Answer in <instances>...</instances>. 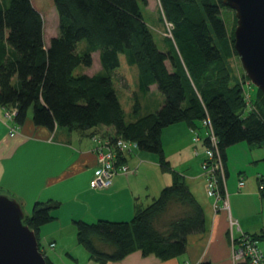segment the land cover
I'll list each match as a JSON object with an SVG mask.
<instances>
[{
  "label": "trees",
  "instance_id": "1",
  "mask_svg": "<svg viewBox=\"0 0 264 264\" xmlns=\"http://www.w3.org/2000/svg\"><path fill=\"white\" fill-rule=\"evenodd\" d=\"M158 3L160 20L171 26L164 35L167 51L159 50L143 19L140 5L147 0H0V107L15 110L14 124L23 126L30 113L36 127L51 132L91 131L90 140L99 134L131 141L138 151L156 156L160 170L171 176V183L138 206L128 222L73 221L77 244L100 264L136 251L169 260L186 252L188 236L204 232L201 206L164 156V128L186 123L198 130L208 117L224 162L225 150L234 144L264 147V94L257 90L256 112L244 115L241 84L233 82L226 62L236 52L221 18L222 1ZM53 7L58 33L44 43L43 15ZM94 52L100 70L90 76L75 72L92 66ZM120 55L137 68L129 114L113 84ZM153 85L162 102L154 112L141 114L140 97ZM60 206L53 200L36 202L23 224L38 239Z\"/></svg>",
  "mask_w": 264,
  "mask_h": 264
},
{
  "label": "crops",
  "instance_id": "2",
  "mask_svg": "<svg viewBox=\"0 0 264 264\" xmlns=\"http://www.w3.org/2000/svg\"><path fill=\"white\" fill-rule=\"evenodd\" d=\"M80 47L81 50L86 48L84 43ZM95 53H92L93 62L94 57L98 60V53L97 56ZM98 68L83 74L93 75L100 70V65ZM155 92L158 90L153 85L145 97H151ZM142 99L140 97L141 110L153 103L143 100L145 103L142 104ZM4 110L0 107V194L16 199L24 213H29L36 202L53 200L61 204L53 213L54 220L38 232L39 243L49 244L42 251L51 264L54 261H60L59 264H71V261L72 264H100L77 244L73 221L128 222L138 206H146L171 183V176L160 170L156 156L136 150L125 156L124 163L134 170L132 173L114 176L107 188H92L90 181L98 166L92 152L91 131L78 133L57 128L51 132L36 127L29 113L25 124L10 137ZM189 129L186 123L168 126L161 133V142L166 160L203 210L204 232L188 236L186 252L169 260L144 256L136 251L120 261L106 264H234L228 235L229 216L237 221L240 230L234 236H239L240 232L264 235V191L259 190V185H264V147L240 142L225 150L227 212L220 202L215 204L207 195L201 170L203 145L193 144ZM198 131L204 136L201 127ZM195 149L197 155L193 153ZM240 179L244 182L243 188L238 187ZM248 198L255 204L246 208L244 203ZM51 244L54 246L50 247ZM65 255L71 261L65 260Z\"/></svg>",
  "mask_w": 264,
  "mask_h": 264
},
{
  "label": "built area",
  "instance_id": "3",
  "mask_svg": "<svg viewBox=\"0 0 264 264\" xmlns=\"http://www.w3.org/2000/svg\"><path fill=\"white\" fill-rule=\"evenodd\" d=\"M242 87V96L244 101V115L256 112V107L250 97L249 90L246 86L250 82L240 83ZM15 110H4L5 123H7L8 134L10 137L17 133L18 127L13 122ZM201 128L204 131V136H200L196 129H189L193 144L202 143L203 145V161L201 170L206 180V191L209 197H212L215 204L220 202L221 206L227 212L229 211L228 200L225 192V163L222 159L221 152L218 146V138L215 135L213 127L208 117L200 122ZM93 144L92 152L96 157L98 166L97 173L90 181L92 188H107L111 184V180L118 174L132 173L131 170L120 159H125L127 154L137 150L136 143L127 141L121 138L109 139L101 137L99 134L91 137ZM195 155L197 150L193 151ZM244 182L242 179L238 182V187L243 188ZM264 185H259V190H263ZM222 191V192H221ZM224 192V194H223ZM237 221L228 218V235L231 245V260L234 264H264V252L259 247V240L253 234L239 233V236H234L235 232H239ZM53 245H50L52 247ZM189 264V263H186Z\"/></svg>",
  "mask_w": 264,
  "mask_h": 264
},
{
  "label": "water",
  "instance_id": "4",
  "mask_svg": "<svg viewBox=\"0 0 264 264\" xmlns=\"http://www.w3.org/2000/svg\"><path fill=\"white\" fill-rule=\"evenodd\" d=\"M236 17L233 48L249 82L264 94V0H221ZM20 203L0 194V264H47Z\"/></svg>",
  "mask_w": 264,
  "mask_h": 264
},
{
  "label": "rangeland",
  "instance_id": "5",
  "mask_svg": "<svg viewBox=\"0 0 264 264\" xmlns=\"http://www.w3.org/2000/svg\"><path fill=\"white\" fill-rule=\"evenodd\" d=\"M140 10L143 16V19L145 23L147 24L148 28L151 31V34L153 36V39L155 41V44L161 51H167L168 46L167 42L165 40L164 35L169 32L170 25L162 22L160 20V14H159V3L158 0H147V4L145 6L140 5ZM221 18L224 21L227 31H228V37L229 39L233 38L234 41V30L236 27V17L235 12L227 7L224 6V8L221 9ZM43 39L44 43H47L49 38L56 36L58 33V16L55 8H51L47 14L43 15ZM82 43H86L85 41H82ZM97 56V53L94 54ZM120 67L115 71L113 75V84L114 88L117 94V97L119 99V102L125 111L126 114L131 113V106H132V94L137 89V68L136 67H130L127 66L125 62L124 56L120 55ZM99 61L94 57V62L92 66L87 70V68H84L82 66L78 67L75 72L77 73H88L90 74L91 70L92 72L97 71L99 68ZM226 62L228 64V67L232 73V77L234 78L233 82L236 81L239 84L248 82V78L246 77V74L242 68V65L240 63L239 57L236 55L230 56L228 59H226ZM94 70V71H93ZM246 89L249 90V94L252 100H255V96L257 93V88L250 83L249 86H246ZM142 104L152 101L153 103L141 110V114H146L148 112H154L157 110L161 104L160 100L163 99V96L159 92H155L154 94H151V97H142ZM158 104V105H157ZM156 106H158L156 108ZM128 118V115H126ZM148 154V153H145ZM151 155V154H150ZM254 201L251 198H248L244 205L246 208L254 206ZM29 210V209H28ZM32 211V210H31ZM31 211L29 213H24V215L29 216L31 214ZM28 212V211H27ZM47 243L44 241H41V252L44 253ZM264 240H259V247L264 252ZM49 247V244L47 245V248ZM45 254V253H44ZM43 254V255H44ZM45 256V255H44ZM54 259V258H53ZM65 260H70L67 255L64 256ZM60 261H54V264H59ZM72 264V261H71Z\"/></svg>",
  "mask_w": 264,
  "mask_h": 264
}]
</instances>
